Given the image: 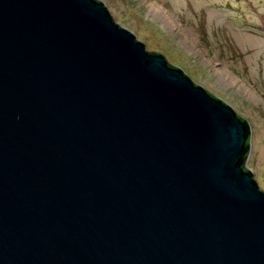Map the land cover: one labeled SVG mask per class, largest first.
Returning a JSON list of instances; mask_svg holds the SVG:
<instances>
[{
	"label": "water",
	"instance_id": "1",
	"mask_svg": "<svg viewBox=\"0 0 264 264\" xmlns=\"http://www.w3.org/2000/svg\"><path fill=\"white\" fill-rule=\"evenodd\" d=\"M106 8L0 0V264H264L250 125Z\"/></svg>",
	"mask_w": 264,
	"mask_h": 264
},
{
	"label": "rangeland",
	"instance_id": "2",
	"mask_svg": "<svg viewBox=\"0 0 264 264\" xmlns=\"http://www.w3.org/2000/svg\"><path fill=\"white\" fill-rule=\"evenodd\" d=\"M115 23L251 127L246 166L264 191V0H100Z\"/></svg>",
	"mask_w": 264,
	"mask_h": 264
},
{
	"label": "trees",
	"instance_id": "3",
	"mask_svg": "<svg viewBox=\"0 0 264 264\" xmlns=\"http://www.w3.org/2000/svg\"><path fill=\"white\" fill-rule=\"evenodd\" d=\"M238 115H239V114H238ZM242 119H243L244 121L248 122L245 118L242 117ZM249 140H251V136H249L248 141L246 142V144H248ZM244 160H245V159H244Z\"/></svg>",
	"mask_w": 264,
	"mask_h": 264
},
{
	"label": "bare ground",
	"instance_id": "4",
	"mask_svg": "<svg viewBox=\"0 0 264 264\" xmlns=\"http://www.w3.org/2000/svg\"><path fill=\"white\" fill-rule=\"evenodd\" d=\"M206 90V89H205ZM207 91V90H206ZM211 94V93H210ZM213 95V94H212ZM214 96V95H213ZM216 97V96H215ZM217 98V97H216ZM220 99V98H219ZM220 100H222V99H220ZM223 101V100H222ZM225 102V101H224ZM237 113V112H236ZM238 114V113H237Z\"/></svg>",
	"mask_w": 264,
	"mask_h": 264
}]
</instances>
